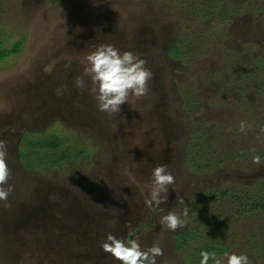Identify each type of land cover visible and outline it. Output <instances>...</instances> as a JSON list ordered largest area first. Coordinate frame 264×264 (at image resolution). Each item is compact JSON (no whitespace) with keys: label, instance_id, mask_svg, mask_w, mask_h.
<instances>
[{"label":"rangeland","instance_id":"rangeland-1","mask_svg":"<svg viewBox=\"0 0 264 264\" xmlns=\"http://www.w3.org/2000/svg\"><path fill=\"white\" fill-rule=\"evenodd\" d=\"M51 1L12 3L28 42L0 65V141L14 189L0 201V264H120L100 247L109 233L142 250L158 244L156 264H199L198 250L213 245L264 264V214L240 220L237 205L192 206L205 191L264 192V0ZM101 44L139 54L153 74L148 94L113 116L97 108L87 77L83 90L74 83ZM53 137L72 158L27 170L21 153ZM158 164L175 183L166 204L149 207ZM185 206L184 227L160 224ZM194 230L178 251L176 238Z\"/></svg>","mask_w":264,"mask_h":264},{"label":"clouds","instance_id":"clouds-1","mask_svg":"<svg viewBox=\"0 0 264 264\" xmlns=\"http://www.w3.org/2000/svg\"><path fill=\"white\" fill-rule=\"evenodd\" d=\"M82 75L75 78V86L81 90L85 88V77L90 80L89 92L97 102V108L108 113L109 116L119 114L121 106L129 103V97L139 100L149 92V80L152 72L145 67L146 61L139 54L130 51L120 52L110 44H101L84 57ZM68 64L66 67H70ZM241 122L240 130H245ZM264 131V129H262ZM253 151H255L253 149ZM8 151L3 141H0V201H7L13 192L12 185L8 184L10 169L8 167ZM252 162L260 164L261 157L254 155ZM175 183V177L167 171L166 165H157L152 169L150 180L146 185L149 198L146 204L149 207H159L168 201V189ZM7 186V187H6ZM177 204H184L182 197L177 198ZM163 211V209H161ZM188 208L184 207L182 214L169 211L161 216L160 224L171 231H176L186 225ZM101 249L110 254L120 264H156V258L163 255L162 248L154 243L146 250H142L135 240L125 242L109 233ZM249 264L245 254L237 255L225 252L218 257L215 252L201 251L199 264Z\"/></svg>","mask_w":264,"mask_h":264},{"label":"trees","instance_id":"trees-1","mask_svg":"<svg viewBox=\"0 0 264 264\" xmlns=\"http://www.w3.org/2000/svg\"><path fill=\"white\" fill-rule=\"evenodd\" d=\"M60 2H67L66 0H58ZM57 0L51 1L52 4H57ZM15 2V0H0V65L3 61L10 60L14 56H20L22 55L25 46L28 42V35L23 34V32L18 28L20 26L19 24H16V18L13 17L12 14H19L18 9L15 7L16 5L12 4ZM11 5V9H6V6ZM14 6V7H13ZM18 12V13H17ZM205 15L209 16L210 13L208 11L204 12ZM17 17V18H18ZM10 46L9 48H6V46ZM181 50L180 44H176L171 46L169 50V54L173 58H177L179 56ZM31 152L30 153H21L20 161L25 166V168L29 171H33L36 169V167H53L57 165L58 163H66L68 160L72 158V154H70L66 150H62L64 146V142L60 140L57 137H53L49 140H42V141H36L32 142L31 144ZM197 146L196 142H194L193 146L191 148H195ZM209 148V147H208ZM211 150V148H209ZM47 151V154L43 155L44 152ZM55 152V153H54ZM34 158H37L40 160V162L37 164ZM55 159L52 161L51 159ZM244 158V157H242ZM194 166L189 167L193 171H200L201 167L196 164L200 161L199 158L194 159ZM56 162V163H55ZM223 161L220 163L222 164ZM258 190H250L248 188L245 189H225L222 190H215V191H205L199 199L192 204L193 206V213H200V212H208L210 208L208 207L209 204H215L220 203L221 205H224L226 203L227 205L235 206L237 205L240 207L239 210H237L236 215L238 219L242 220L243 216L247 214L249 211L251 213H254V216L264 214V192H257ZM210 206V205H209ZM212 211V209H211ZM217 211V210H215ZM211 213V212H210ZM216 214H209L206 215L205 221L208 224L213 223V219L215 220V217L219 216V212ZM231 214V213H229ZM234 216V217H235ZM214 225V224H213ZM196 230L194 232H188L183 236H179L178 239L176 238L177 243H179L180 247H177V250L180 251L181 247H183L185 243L190 241L191 239H194L196 235ZM133 236L130 237V240H132ZM176 243V244H177ZM205 249L204 251L208 252H215L217 255L224 254L227 252L226 248H221L219 246L213 245V246H205L198 250V253L200 255V250Z\"/></svg>","mask_w":264,"mask_h":264}]
</instances>
